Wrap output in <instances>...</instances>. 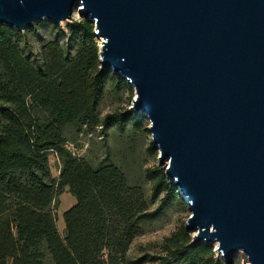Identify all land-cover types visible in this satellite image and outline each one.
I'll use <instances>...</instances> for the list:
<instances>
[{"label": "water", "instance_id": "1", "mask_svg": "<svg viewBox=\"0 0 264 264\" xmlns=\"http://www.w3.org/2000/svg\"><path fill=\"white\" fill-rule=\"evenodd\" d=\"M95 24L101 68L134 89L191 244L264 264V0H0V25Z\"/></svg>", "mask_w": 264, "mask_h": 264}, {"label": "trees", "instance_id": "2", "mask_svg": "<svg viewBox=\"0 0 264 264\" xmlns=\"http://www.w3.org/2000/svg\"><path fill=\"white\" fill-rule=\"evenodd\" d=\"M94 30L92 21L75 20L70 43L48 41L34 62L19 45L24 33L0 25V264L143 261L130 255L142 232L139 224L149 214L143 187L130 182L127 167L113 155L93 165L67 147L77 135L104 132L108 125L132 122L135 133L144 119L143 114L137 119L101 116L108 84H127L101 68ZM50 154L61 164L58 178L52 175ZM170 187L162 171L155 190ZM65 191L76 203L63 214V237L54 208ZM191 241L185 228L165 238L174 258L223 264L212 245Z\"/></svg>", "mask_w": 264, "mask_h": 264}, {"label": "rangeland", "instance_id": "3", "mask_svg": "<svg viewBox=\"0 0 264 264\" xmlns=\"http://www.w3.org/2000/svg\"><path fill=\"white\" fill-rule=\"evenodd\" d=\"M78 19L80 17L76 11L71 20L62 21L61 25L40 20L30 28L33 31L28 32L26 29L23 32L24 40L19 45L35 62L41 58V48L48 41L60 40L70 43L69 27ZM97 41L100 46L101 41ZM72 53H75V49H72ZM112 75L118 76L114 73ZM125 82L126 86L123 84L118 86L114 81L108 84L99 107L102 117L113 113L127 115L129 119L140 117L141 113L131 108L132 99L136 96L135 89L126 79ZM132 126V122L124 127L121 124H113L106 126L103 129L104 132L96 130L92 134H79L75 141H71L73 151L75 155L93 165L106 163L107 155H113L117 162L127 167L130 182L143 187L149 204V214L139 224L142 232L131 245V257H142L141 264H205L203 262L193 263L179 257L174 258L168 250L165 238L183 229L192 211L187 200L181 196L178 188L172 185L167 176L166 181L170 183V189L156 192L157 178L162 171L165 172V167L159 164V150L153 144L152 134L148 129L150 122L144 115L135 133L130 131ZM50 161L52 175L58 178L61 166L59 159L55 154H50ZM75 203L76 197L65 191L59 196V202L54 208L58 228L63 237H65L63 214ZM193 235L194 233H191L192 237ZM216 245V243L212 245L215 259H220L223 264H226L221 254L216 252ZM245 261H248L247 255L239 252L233 264H244Z\"/></svg>", "mask_w": 264, "mask_h": 264}, {"label": "built area", "instance_id": "4", "mask_svg": "<svg viewBox=\"0 0 264 264\" xmlns=\"http://www.w3.org/2000/svg\"><path fill=\"white\" fill-rule=\"evenodd\" d=\"M67 147L73 152V154L75 155V152L73 151V145L71 142L67 143Z\"/></svg>", "mask_w": 264, "mask_h": 264}]
</instances>
